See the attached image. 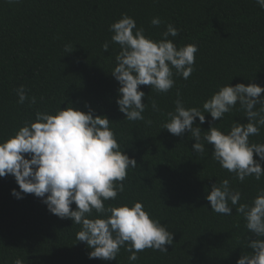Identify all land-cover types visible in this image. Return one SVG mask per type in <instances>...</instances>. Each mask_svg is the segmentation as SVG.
I'll return each instance as SVG.
<instances>
[{"label":"trees","instance_id":"obj_1","mask_svg":"<svg viewBox=\"0 0 264 264\" xmlns=\"http://www.w3.org/2000/svg\"><path fill=\"white\" fill-rule=\"evenodd\" d=\"M124 14L146 37L159 41L172 24L178 35L169 40L178 48H198L194 71L184 79L173 69L168 92L140 86L143 121H128L116 103L120 85L111 72L121 47L112 41L110 25ZM154 17L160 18L159 26L152 25ZM66 45L73 51L66 53ZM237 83L264 86V8L256 0H0V143L35 121L37 111L55 114L73 106L107 116L121 150L137 165L128 168L124 191L104 201L105 207L141 202L150 218L173 232L167 252L146 248L131 262L122 247L116 260L90 259L91 249L76 240L82 226L52 214L34 194L14 197L19 185L9 174L0 177V264H236L241 255L251 254L247 240L256 236L243 215L234 206L231 215L212 211L206 195L212 184L228 179L241 193L239 203L251 204L264 189V176L241 182L213 159L211 145L205 143L200 154L187 130L175 136L162 129L167 114L175 111L177 92L185 108L203 112L215 92ZM20 86L28 95L23 104L16 92ZM204 115L203 124L199 118L194 122L202 135L211 126L227 133L233 124L248 121L239 103L220 120ZM249 142L264 143V127ZM103 215L93 210L91 218Z\"/></svg>","mask_w":264,"mask_h":264},{"label":"clouds","instance_id":"obj_2","mask_svg":"<svg viewBox=\"0 0 264 264\" xmlns=\"http://www.w3.org/2000/svg\"><path fill=\"white\" fill-rule=\"evenodd\" d=\"M19 3L20 0H8ZM264 8V0H256ZM152 25L159 26L161 20L154 17ZM114 34L111 39L120 45L116 56L117 64L111 74L118 81L119 111L128 121L145 120L142 102L145 92L141 85H148L157 92H168L174 86L173 69L187 79L194 71L195 44L177 47L169 36L178 35V30L168 24L162 33L163 39L155 41L146 37L143 28L124 14L110 25ZM105 52L109 44L102 45ZM73 51L71 45L65 52ZM18 103L28 99L24 86L16 89ZM264 86L256 83H237L221 87L203 103V112L198 108H185L177 92L175 111L167 115L169 120L162 129L175 136H182L187 130L195 143L192 149L203 154L205 143L212 146V157L220 166L243 182L254 176L260 180L264 176V143H250L249 137L258 135L264 127ZM36 103V98H31ZM239 103L248 118L247 123H235L227 133L211 126L203 132L197 125L205 122L204 113H210L213 120H220L225 113ZM260 105L257 110L256 106ZM153 110H158L155 101ZM151 125V120H146ZM107 116L94 115L93 110L85 112L79 108L64 107L55 114L36 112L33 122L25 123L15 135L0 143V177L13 175L19 191L12 195L22 198L23 194H34L41 198L48 210L61 219L69 218L81 225L76 235L91 249L89 258L109 261L116 260L124 247L130 253L131 262L138 260L137 253L152 248L167 252L166 245L173 244V232L167 230L160 221L150 218L141 202L132 206H108L104 201L115 200L118 192L124 191L122 183L129 167H135L134 158L121 150L114 132L109 127ZM254 153L258 159H254ZM30 157V158H27ZM119 182V183H117ZM211 210L231 215L235 211L243 215L246 228L256 239H248L251 254L241 255L236 264H264V189L251 204L239 203L241 193L233 190L228 179L214 183L206 195ZM75 203L76 208L71 205ZM105 214L91 218V214ZM15 264H22L17 260Z\"/></svg>","mask_w":264,"mask_h":264}]
</instances>
